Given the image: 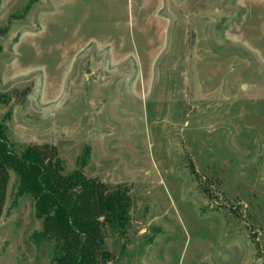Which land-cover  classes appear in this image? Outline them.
<instances>
[{"label":"rangeland","instance_id":"obj_1","mask_svg":"<svg viewBox=\"0 0 264 264\" xmlns=\"http://www.w3.org/2000/svg\"><path fill=\"white\" fill-rule=\"evenodd\" d=\"M15 153L127 190L101 264H264V0H0ZM10 172L0 264H56Z\"/></svg>","mask_w":264,"mask_h":264},{"label":"trees","instance_id":"obj_2","mask_svg":"<svg viewBox=\"0 0 264 264\" xmlns=\"http://www.w3.org/2000/svg\"><path fill=\"white\" fill-rule=\"evenodd\" d=\"M3 97L0 92V99ZM79 169L63 175V163L54 146H28L15 153L0 123V218L5 207L10 172L17 174L15 194L18 204L23 196L35 201L36 216L43 220V230L36 242H54L56 264H101L105 224L129 222L131 198L127 190L110 191L105 183L88 179Z\"/></svg>","mask_w":264,"mask_h":264}]
</instances>
